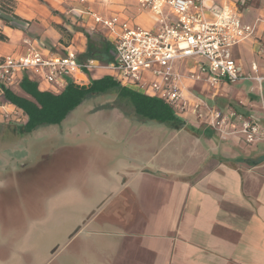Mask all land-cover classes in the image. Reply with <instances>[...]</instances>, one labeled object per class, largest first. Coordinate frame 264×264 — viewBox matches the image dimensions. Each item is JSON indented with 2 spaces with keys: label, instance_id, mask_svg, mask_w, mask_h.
I'll use <instances>...</instances> for the list:
<instances>
[{
  "label": "crops",
  "instance_id": "obj_1",
  "mask_svg": "<svg viewBox=\"0 0 264 264\" xmlns=\"http://www.w3.org/2000/svg\"><path fill=\"white\" fill-rule=\"evenodd\" d=\"M226 2L238 4L244 21L255 25L233 56L247 72L255 62L264 74V0H204L207 8ZM85 11L156 27L139 0H18V27L0 20L9 38L0 41V57L24 54L27 39L53 52L72 48L79 57L87 34L106 37ZM202 61L175 63L184 98H223L263 117L262 109H252L260 106L253 83L221 84L209 93L191 80ZM104 75L111 74H89ZM101 105L85 101L61 124L39 127L31 140H0V148L27 151L0 166V264H264V145L223 138L190 112L177 116L196 133L162 125L154 130ZM109 122L117 124L118 140H78L91 132L104 136Z\"/></svg>",
  "mask_w": 264,
  "mask_h": 264
},
{
  "label": "built area",
  "instance_id": "obj_2",
  "mask_svg": "<svg viewBox=\"0 0 264 264\" xmlns=\"http://www.w3.org/2000/svg\"><path fill=\"white\" fill-rule=\"evenodd\" d=\"M139 3L152 12L155 29L132 27L118 15L83 12L106 33L105 39L112 45L115 58L110 64L92 58L79 61L72 48L53 52L29 39L25 40L24 54L1 56L0 99L4 104L0 105L3 109L0 119L26 123L27 115L5 95L7 89H19L25 76L38 84L54 86L61 93L70 82L87 86L90 73L104 70L121 86L163 100L176 115L190 112L198 116L223 138L232 135L246 145L264 142V74L255 62L247 72L233 56V49L255 33V25L244 21L238 4L226 2L207 8L204 0H139ZM189 58L203 60L188 76L201 82L209 93L221 84L253 83L251 92L259 95L263 117L239 113L233 107L224 112L201 96H194V103L184 98L182 75L176 71L175 63Z\"/></svg>",
  "mask_w": 264,
  "mask_h": 264
},
{
  "label": "trees",
  "instance_id": "obj_3",
  "mask_svg": "<svg viewBox=\"0 0 264 264\" xmlns=\"http://www.w3.org/2000/svg\"><path fill=\"white\" fill-rule=\"evenodd\" d=\"M17 2L18 0H0V20L4 25L11 28H17L18 22L23 21L16 13ZM61 30L65 32L64 28H61ZM87 37V50L79 56V61L92 58L102 64L114 62L113 47L104 37L98 34H87ZM8 39V36L0 29V41L5 42ZM20 89L28 96L20 95L17 91L10 89L5 91V95L7 100L24 111L27 115V121L20 127L0 123V138L2 140L7 137L11 139L17 138L16 140H18L20 134L33 133L39 127L59 125L85 101L96 97L111 101L103 107L117 108L124 115L136 121L153 122L163 125L169 130L185 129L196 133L163 100L123 87L110 75L92 78L87 86H80L70 82L60 94L40 91L37 82L25 76ZM209 103L216 104L219 108H225V104H229L223 98H214L211 101L209 100ZM233 108L239 113H247L243 111L240 105L235 104Z\"/></svg>",
  "mask_w": 264,
  "mask_h": 264
},
{
  "label": "rangeland",
  "instance_id": "obj_4",
  "mask_svg": "<svg viewBox=\"0 0 264 264\" xmlns=\"http://www.w3.org/2000/svg\"><path fill=\"white\" fill-rule=\"evenodd\" d=\"M17 91V90H16ZM207 100L209 101L210 99L209 98H207ZM92 102H93V105L96 107V106H98V105H101V106H105L106 104H108L109 102H111L110 100H108V99H105V98H102V97H96V99L94 98L93 100L91 99V100H87L86 101V106H88V105H90V104H92ZM260 102V101H259ZM235 104L236 105H240L241 106V104L240 103H232L231 104V102H229V104H225V108H219V109H221V110H223L224 112H226V110L228 109V108H231V107H235ZM213 105V104H212ZM81 106V105H80ZM84 106H85V104H84ZM242 107V109H243V111H245V109H244V106H241ZM261 108H262V104L260 103V106L259 107H252V109H255V110H257V111H260L261 110ZM77 109H81V108H77ZM260 109V110H259ZM79 110H77V111H79ZM4 124H9V125H14V126H18V127H20V126H22V123H17V122H3ZM237 123V122H236ZM149 125L150 124H152L153 125V127H151V128H153L154 130H156L157 129V127H159L160 126V124H155V123H153V122H149L148 123ZM106 126H107V133L103 136V135H100L98 132H91L86 138H84V139H78V140H83V141H90V142H96V141H108V140H118V138L115 136V134H114V126H116L117 124H111L110 122L109 123H106L105 124ZM163 126V125H162ZM111 127H113V129L111 128ZM142 130H144V129H142ZM186 131H188V130H186ZM113 132V133H112ZM141 132V131H140ZM188 132H191V131H188ZM134 133H135V128H133V133L131 134V137L134 135ZM150 133L151 132H149L147 129L146 130H144V134H147L148 135V137H150ZM153 135H155V134H153ZM79 138H82V137H79ZM111 138V139H110ZM129 138H130V135H128V139L127 140H129ZM139 138H140V136H139ZM4 139V138H3ZM17 139V138H16ZM15 138L14 139H8L7 138V140L6 141H18V140H16ZM0 140H2V138H0ZM257 145V144H256ZM259 145H264V142H262V143H259ZM27 151L26 150H24V149H20V147H16V146H9L8 148L7 147H3V148H0V166H1V164L5 161V159L6 158H17V159H22V157H24L25 155H27V153H26Z\"/></svg>",
  "mask_w": 264,
  "mask_h": 264
},
{
  "label": "flooded vegetation",
  "instance_id": "obj_5",
  "mask_svg": "<svg viewBox=\"0 0 264 264\" xmlns=\"http://www.w3.org/2000/svg\"><path fill=\"white\" fill-rule=\"evenodd\" d=\"M96 99V98H95ZM103 106H99V108H102ZM103 108H105V107H103ZM20 132V131H19ZM32 135H34L33 133H30V134H20L19 135V139L18 140H24V139H28V140H31V136ZM8 139H11V138H9V137H7ZM7 138H4L3 140H7ZM51 139H53V138H51ZM61 139V138H60ZM59 139V140H60ZM63 139V138H62ZM10 141V140H9Z\"/></svg>",
  "mask_w": 264,
  "mask_h": 264
}]
</instances>
